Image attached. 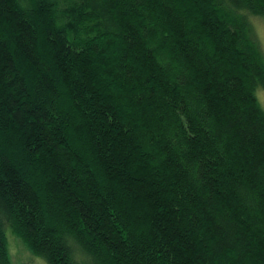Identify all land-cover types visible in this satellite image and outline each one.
I'll list each match as a JSON object with an SVG mask.
<instances>
[{
  "label": "trees",
  "instance_id": "16d2710c",
  "mask_svg": "<svg viewBox=\"0 0 264 264\" xmlns=\"http://www.w3.org/2000/svg\"><path fill=\"white\" fill-rule=\"evenodd\" d=\"M264 0H0L6 230L47 264H264ZM71 235L75 246L66 237Z\"/></svg>",
  "mask_w": 264,
  "mask_h": 264
},
{
  "label": "rangeland",
  "instance_id": "374dc122",
  "mask_svg": "<svg viewBox=\"0 0 264 264\" xmlns=\"http://www.w3.org/2000/svg\"><path fill=\"white\" fill-rule=\"evenodd\" d=\"M250 20L253 25V30L256 39L260 45L262 53L264 54V39H262V35H261L262 33H264V19L260 17H250ZM258 91H264V90L258 89L257 92ZM6 234L8 238L9 251H10L12 264H44V262H46L42 258L33 255L24 245L22 240L16 237L15 235H13L9 229L6 230Z\"/></svg>",
  "mask_w": 264,
  "mask_h": 264
},
{
  "label": "clouds",
  "instance_id": "9594fccd",
  "mask_svg": "<svg viewBox=\"0 0 264 264\" xmlns=\"http://www.w3.org/2000/svg\"><path fill=\"white\" fill-rule=\"evenodd\" d=\"M261 35H262V39H264V33H262ZM254 95L258 98L261 108L264 109V91H258L254 93ZM66 239L68 240V244L70 247L75 246V241L71 237V235L66 237ZM83 259H84L83 252L77 247V251L75 252V260L77 264H83ZM44 264H46V262H44Z\"/></svg>",
  "mask_w": 264,
  "mask_h": 264
}]
</instances>
